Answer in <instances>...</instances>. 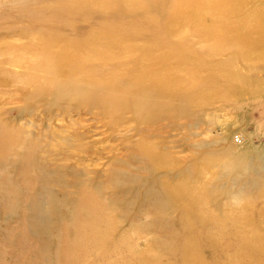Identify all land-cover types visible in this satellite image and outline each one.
<instances>
[{"label":"rangeland","instance_id":"obj_1","mask_svg":"<svg viewBox=\"0 0 264 264\" xmlns=\"http://www.w3.org/2000/svg\"><path fill=\"white\" fill-rule=\"evenodd\" d=\"M35 1L51 2H0V264H185L188 233L200 264H264V41H250L255 33L246 31L264 27V20L244 15L256 4H244L240 18L226 13L219 24L210 16L204 23L208 29H235L246 36L245 46L260 49L244 51L245 60L232 64L242 87L226 90L228 70L219 66L197 72L200 86L190 88L182 62L207 57L175 53L179 35L143 33L139 43L171 44L172 60L181 66L172 75L184 93L169 98L168 111H137L129 97L108 113L101 103L55 100V83L46 94L32 93L38 83H27L10 64L55 24L45 29L34 24L44 18L40 14L3 7ZM173 7L152 11L156 27L174 24L162 15ZM263 12L261 6L253 15ZM83 20L75 22L73 33L91 23L129 21L111 8ZM241 20L246 25L233 27ZM189 43L200 55L212 42ZM213 74L220 85H211ZM213 87L215 92L190 104L200 90ZM144 150L155 158H145ZM210 233L231 242L219 250Z\"/></svg>","mask_w":264,"mask_h":264},{"label":"bare ground","instance_id":"obj_2","mask_svg":"<svg viewBox=\"0 0 264 264\" xmlns=\"http://www.w3.org/2000/svg\"><path fill=\"white\" fill-rule=\"evenodd\" d=\"M2 1L8 0H0V2ZM138 1L67 0L64 2L51 0L50 4L42 3L41 5L38 1L25 2L27 6L23 7L19 3L8 4L9 6L6 5L3 8H8V10L10 7H14L15 10L22 8L25 13L40 14L44 18L37 22L34 21V24L36 23L42 28L47 29L51 23L55 24L44 31L42 37L29 41L25 48L28 53L14 55L12 59L15 62H10V64L20 68L19 77L25 79L27 83H38L37 91L32 89V93L36 95L46 94L50 91L52 83H55L57 87L53 92L57 96L55 100L61 97L60 100H64L65 103L76 101L88 102L89 105L101 103L106 107V112L114 113L122 104L129 103L127 98L131 97L130 105L137 111H141L142 106L145 107L144 111L148 112L154 111L156 108L168 111L171 106L169 98L174 96L176 91H181V93L184 91L179 89L180 80H174L172 75V72L176 71L180 65L172 60V49L169 48L171 44L163 42L139 43L140 41H137L136 38L141 37L143 33L152 34L154 37L164 36V38L173 34V36L179 35L182 40L181 43H177V48L174 49L175 53L193 54L195 58L207 57L205 59L188 57L182 62L184 71L190 76L187 80L190 88L198 89L196 87L200 86L197 72L211 71L219 66L222 70H228V77L225 76L228 80L222 84L226 90H236L237 87L243 86V79L234 72L232 64L245 60L244 51L250 55L260 49L256 46H250V49L245 46L246 36H240L235 29L230 32L222 28L208 29L204 26L205 18L210 16L217 24L220 23L219 20L226 19V13L240 18L244 12L242 11L243 5L248 6L252 1L256 7L254 10L251 7L252 11L245 9L246 20L263 21L264 14L259 18L253 14L258 12L261 6H264V0H148V3L140 2V4ZM171 4L174 7L168 12L164 10L162 15L169 16V23H174L172 26L182 25L179 28L183 31L179 30V34L176 27H167L166 21L162 24L165 25L164 27H156L160 24L151 20L153 19L152 11L159 12L160 9ZM35 7H39L40 10L36 11ZM108 8H111L112 13L124 14L129 21H122L121 24L112 20L110 23L96 25L91 23V26L85 29L76 28L73 33L75 22L79 19L87 21L98 13L100 16H105L108 14ZM249 12L253 16H250ZM18 18L21 20L20 17ZM245 21L234 23L233 27L244 26L246 25ZM184 25H188V29H183ZM30 27L32 24L24 27L22 33L29 31ZM58 29L65 33L60 34L54 31ZM185 30L186 32H184ZM246 31L255 33L250 41H260V43L264 41V27H258V30L249 28ZM36 32L41 33V29H37ZM247 33L249 36L251 35L250 32ZM193 38L212 43L205 52L198 55L189 45L190 39ZM158 50L162 54H158ZM217 55L222 56V59L213 62L211 58ZM211 77V85L215 82L220 85L216 74ZM216 89H219L218 85ZM242 90L249 91L246 88H242ZM200 91L203 93H198L191 98V105L194 104L193 102L204 100V95L208 97L209 92H215L214 87ZM185 101L187 103L188 99ZM143 154L149 160H153L152 157L155 158L152 151L144 150ZM188 192L182 194L185 196ZM182 194L179 195L182 196ZM189 236L185 239L184 244L187 248L181 261H184L185 264H200V257L193 258L192 256V252H195ZM230 238L227 237L225 240L231 242ZM208 239L213 244L217 243L216 246L219 250L220 245L223 247L225 245V240H221L217 234H208ZM253 253L255 260L258 252L254 250ZM250 263L255 264L252 261Z\"/></svg>","mask_w":264,"mask_h":264}]
</instances>
